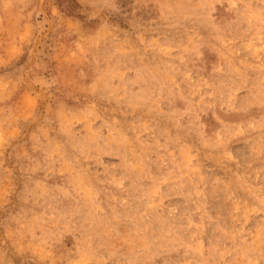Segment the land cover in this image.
Returning <instances> with one entry per match:
<instances>
[{
    "label": "rangeland",
    "instance_id": "rangeland-1",
    "mask_svg": "<svg viewBox=\"0 0 264 264\" xmlns=\"http://www.w3.org/2000/svg\"><path fill=\"white\" fill-rule=\"evenodd\" d=\"M0 264H264V0H0Z\"/></svg>",
    "mask_w": 264,
    "mask_h": 264
}]
</instances>
